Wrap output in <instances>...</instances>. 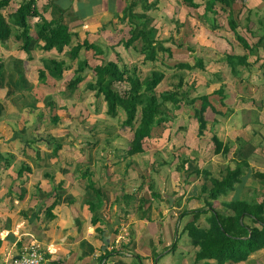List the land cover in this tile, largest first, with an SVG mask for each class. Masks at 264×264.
I'll return each mask as SVG.
<instances>
[{"label": "crops", "instance_id": "crops-1", "mask_svg": "<svg viewBox=\"0 0 264 264\" xmlns=\"http://www.w3.org/2000/svg\"><path fill=\"white\" fill-rule=\"evenodd\" d=\"M24 1L26 0H10L9 6L1 12L8 18ZM135 1L139 0H36V16L29 20L31 36L37 39L35 25L41 17L48 22L61 18L62 22L74 33V45L76 41L80 43L88 41L90 44L104 46L106 59L116 61L119 47H115L114 51L110 48L128 37L113 36L114 33L109 32L110 30L104 28L103 25L122 24L121 17L124 9ZM179 2L181 1L160 0L157 10L163 8L171 14L169 17L173 18V10ZM247 5H251L252 10L263 11L260 9L264 8V0H247ZM188 11L194 15L191 8ZM151 13L153 12L148 15L150 16ZM190 20L193 21V18ZM154 31V36H156V29ZM106 37L114 40L111 43L112 46L110 43L99 44L103 43V39L99 38ZM231 39H235L234 35ZM43 45L44 43L39 40L37 47L33 48L31 54L28 55L22 50L23 44L16 39L15 31L5 44L0 43V58L5 63L2 71L4 78L0 80V264H5L7 259L19 257L23 248L34 241L39 242L44 249L45 260L42 264H196L192 241L187 232L183 233L186 223L192 220V215L178 220L180 212L186 208L191 210L203 206L201 201L193 200L198 196V186L202 182L198 176L194 175L193 172L196 169L192 170V162L187 166L189 172L192 173L190 175L191 184L186 186L185 192L181 191L178 194L180 189L178 185L182 183V179L176 171L178 163L175 156H187L190 153L188 145H178L176 148H172V145L170 148L163 146L161 149L164 151L162 152L168 157L172 156V163L160 158L156 162L157 165H154V161L148 165L151 171L155 168L154 166L157 171L161 170L162 172L158 175H163L164 179L162 181L158 177V181L154 182L160 188L157 190L158 198L153 199L151 194L150 199L146 197V204L143 207L140 204V199L145 198L143 194L139 198H135L134 194L130 195L131 188L138 187L132 190L138 191L145 185L144 175H140L141 180L137 179L141 166L132 162L133 157L125 159V151L124 156L116 160L117 152L114 150L112 151L114 156L110 160L113 162L101 163L102 158L98 156V153L95 151L91 153L90 147H94L95 143L91 145L89 140L85 141L86 143L82 144V150H85L82 156L81 149L77 146L73 148V144L69 143L70 138L67 136L69 132H72L70 127L73 126L75 120L79 121L77 124L83 129H86L85 123L90 124L91 129L87 133L88 136L90 133L94 135L93 139L100 136L101 131L95 130L97 124L95 118L88 116L82 118L80 115V111L84 109L78 107L85 99L94 97V110L96 101L102 99V104L107 111L106 103L103 98L97 99L94 92L86 90L87 84L94 79V73L91 70L86 72L93 74L92 80L88 81V78H85L73 93L69 92L67 86L75 78L78 68L77 61L74 62L71 59L69 49L59 54L56 50L50 52L42 50ZM238 46V50L241 49L243 53L235 55L246 54L242 46L240 44ZM83 51L85 50L80 52V60L88 59L92 62L91 58L94 57V53L92 52L93 54L86 58ZM11 57L18 60L19 64L14 63L13 69L9 72L10 69L7 68L4 59ZM258 57L259 61L252 63V67L258 65V69L264 70V45L262 44L258 48ZM52 60H62L67 63L66 70L60 79L50 74L46 68ZM25 63L33 74L32 81L27 79ZM41 70H45L47 75L43 83L39 78ZM20 75L23 79H20L22 78ZM66 75L70 77V81L65 84L63 80ZM50 80L56 82L60 92H55L54 84L49 85ZM9 85L14 90L10 97L8 96ZM50 86L54 91L52 95L47 96L45 94ZM82 86H85L84 90ZM258 86H264V83L259 82L256 88ZM40 91L43 92L42 95ZM7 97L9 99H6ZM16 97L25 99L22 106L15 103L18 102L15 100ZM4 104L7 106L6 110ZM58 106L59 108L63 106V111H66L67 117L69 116L68 120L62 119ZM25 110H28V115L24 114ZM230 115L233 116L226 119L219 118V126L235 119L237 132L243 136V130L251 126L244 127L235 111ZM78 116H80L79 119ZM55 119H58L57 123L53 122ZM40 122L45 128H49L54 137L59 140L63 138V142L55 146L52 136L47 141L42 139L39 134ZM173 128L168 131L172 133ZM154 138L150 140V143ZM158 140L159 138H156L155 142ZM199 141L203 140L199 139ZM242 142L245 143V141ZM170 143L174 144L172 139H169L168 145ZM58 146H61V149L55 155L54 152ZM233 146L235 148L232 153L236 150L239 153L237 158H244L243 151L247 148L251 151L248 154V160L251 154L257 152L255 144L251 141H246L242 148L238 145ZM161 149L150 147L143 154L134 157L149 153L151 155L152 152H161ZM59 152L60 156L63 152L66 153L67 158L63 164L58 161ZM233 155L222 159L226 161L232 158V162L235 163ZM170 167L174 172L171 173V178L167 173ZM226 168L231 169L229 166L224 167ZM224 169L219 172L222 173ZM251 169L263 173L253 167ZM209 171L218 178L215 171ZM249 173L245 171L242 175V184L237 186L238 189L235 192H232L234 197L237 193L240 198L242 193L246 192L248 182L255 181L253 178L246 181ZM91 183L95 190L101 191L105 203L104 208L97 212L101 217V222L95 226L92 220L96 213L91 211L89 204H97L98 197L95 192L91 191L89 187ZM180 195L185 196L178 201ZM251 200L262 202L261 199ZM131 202L136 203L131 204ZM132 205L136 208L135 212L130 210ZM204 218L203 216L200 224H204ZM104 235L110 237V245L105 252L111 255L106 259H103ZM174 244H176L175 248H173ZM243 264H264V250L256 252L247 263Z\"/></svg>", "mask_w": 264, "mask_h": 264}, {"label": "trees", "instance_id": "trees-1", "mask_svg": "<svg viewBox=\"0 0 264 264\" xmlns=\"http://www.w3.org/2000/svg\"><path fill=\"white\" fill-rule=\"evenodd\" d=\"M179 1H181L179 2L182 7L181 10L189 8L199 10L203 7L204 13L199 14V20L205 26H209L211 32L220 30L217 20L218 12L221 10L227 13V26L234 35L235 40L246 52L244 55L224 53L223 61L226 62L227 72L232 77L237 78L240 69L250 71L252 63L259 61L258 48L261 44L264 45V16L257 18V32L253 31V24H250L251 20H249L250 15L254 12V15L258 16L256 12L259 9L252 10L251 5H247V0ZM35 3L36 0L24 1L7 18L1 10L9 6L10 0H0V43L5 44L15 31L16 39L23 44L22 50L28 55L31 54L33 48L37 47L39 40L44 43L41 48L46 52L56 50L59 54H62L66 49H69L71 59L74 62L77 61L78 64L75 78L67 86L68 91L71 93L85 80L83 73L87 70L93 71L94 79L87 84L86 90L94 92L97 99L103 98L109 117L117 118L119 113L123 112L125 119L122 122V127L129 128L133 133L125 153V159L143 154L146 149L151 147L150 140L153 137H159L165 128L171 129L174 127L173 124L178 117L176 112L180 111L185 105L188 107L194 106L192 120L197 138L210 141L215 156L225 159L234 154L233 156L236 158L239 154L237 150L232 153L235 147L223 142L218 137L214 127L220 123V119L228 118L233 113V109H228L227 113L219 110L218 106L212 101V98L216 96L219 97L221 108L230 107L226 102L227 96L226 88L223 86V73L214 75L215 83L221 85L212 94L191 98L189 93L196 91L195 84H185V78L182 75L178 76V83L173 86L172 90L158 94L157 89L166 78V73L163 70L154 68L149 75L143 77L138 66L120 65L119 54L116 56V61L106 59L104 56L106 54L105 48L100 45L90 44L88 41L83 43L76 41L74 45V33L70 30V27L62 22L61 18L48 22L44 17H41L35 25L37 39H34L31 36L29 20L36 16ZM159 3L160 0H139L129 4L124 9L121 17V21H127L130 27L128 38L118 44L124 46L127 51L130 49L137 51L143 58V65L147 63L156 65L157 62H161V64H166L165 68L170 71L191 72L196 69L204 70V61L199 58H194V64L182 60L176 62L173 66L167 65V59H174L176 53H179L184 45L180 43L181 38L170 40V43L176 49H179L175 50L165 46L168 42L156 40L154 36L155 28L150 25L151 17L148 14L157 10ZM139 7L140 10H138ZM173 12L175 14V9ZM245 13H247L246 24L242 28L241 24ZM174 26L180 32L183 30V26H186L185 22L180 21V12L179 15L176 14ZM246 32L256 40L254 43H251L246 37L244 34ZM118 44L110 49L114 51ZM83 49L94 53V64L88 59L80 60L79 55ZM186 51L193 53L194 49L189 46ZM164 56H167V59ZM15 63L19 64V61L15 60ZM47 65L49 66H46L49 73L60 79L66 70L67 63L62 60H52ZM4 66L5 63L0 58V80L4 78L2 73ZM39 78L42 83L46 81L45 70L39 72ZM20 79H23V77ZM118 84H125L128 89L122 94L118 89ZM8 88V96H11L14 90L11 85ZM197 102L200 105L198 109L195 107ZM56 121L58 119L53 120V122ZM180 130H187V128L182 127ZM245 143L240 142L238 147H244ZM60 149L61 146L56 147L55 155ZM243 155L244 158L240 157L235 160L236 168L234 171L226 168L218 178L214 177L209 170L196 169L193 172L202 182L199 185V194L193 200L201 201L203 206L191 210L186 208L180 212L178 220L192 215V220L186 223L183 233L187 232L192 241L196 264H243L247 263L253 254L264 250V199L262 202L240 199L236 193L230 202L220 203L222 208L215 206L221 199L226 198L238 189L237 186L242 184L241 177L245 171L250 172L246 181L253 178L255 181L264 183V173L252 170L249 160L246 159L247 156ZM175 159L178 163L176 171L182 179V183L178 187L182 192H185L186 186L191 184L190 175L192 174L187 166L190 162H194L190 159L195 160V158L177 155ZM155 168L152 171H156ZM89 187L98 197L97 204H89L91 211L96 213L92 220L95 226L101 222V217L97 212L104 208L105 203L101 191L95 190L92 183ZM149 188H152V198L156 200L159 192L156 191L153 181L149 184ZM182 196L180 195L178 201L183 199ZM140 204L144 207L146 198L142 197ZM203 216L205 217L206 227L204 224H200ZM175 247L176 244L173 245V248ZM110 255L105 252L103 259L108 258Z\"/></svg>", "mask_w": 264, "mask_h": 264}, {"label": "rangeland", "instance_id": "rangeland-1", "mask_svg": "<svg viewBox=\"0 0 264 264\" xmlns=\"http://www.w3.org/2000/svg\"><path fill=\"white\" fill-rule=\"evenodd\" d=\"M181 4L177 3L175 6V14L169 17V12L162 9H158L155 11H152L153 13L150 14L151 16V26H153L156 29V40H162L168 42L165 46L171 47L172 49H176L174 45L170 43V40L180 39V43H183L184 47L180 50L179 53H176L174 56V59L170 60L167 59V56H164L165 59H167V65L173 66L178 61H188L191 64H194V58L203 59L204 61V70L196 69L194 71H185V72H179V71H170L167 70L166 64H161V62H157L156 65H153L151 63H147L146 65L142 64L143 58L137 51H134L133 49L126 50L124 46L118 44L116 47H119L117 49L118 54L120 55V65L133 67L138 66L140 70V74L145 77L146 75H149L151 71L154 68H158L163 70L166 73L165 80L161 83V85L158 87L157 92L158 94H161L165 91L172 90L173 86L178 83V76H184L185 78V84L191 85L192 83L195 84L196 91H191L189 93L191 98H196L200 95H208L212 94L215 90L219 88L221 84L215 83V77L214 75L217 73H223L224 75V81L223 86H225L226 90V102L230 106L228 108H221L220 107V100L219 97H213L212 101L218 106L219 110H222L227 113L228 109H233L235 111L236 115L240 118V123L244 124V127L247 125H250L251 128H248L246 130H243L242 135L241 133L237 132V124L235 119H232L230 122H226L225 125L217 124L215 126V131L217 132L219 138L230 145H239L242 141H248L255 144V148L257 149V152L250 155V163L251 167H253L255 170L261 171L264 173V86H258L256 88L257 84L259 85V82L264 83V70L258 69L259 66L252 67L251 70L246 71L244 69H240V74L237 78L232 77L227 72V64L225 61H223L224 53H235V54H242V50H238L239 42L232 38V33L230 32L228 26H227V13L223 11L218 12L217 20L219 24L220 30L217 32H211L209 30V26H205L204 23H202L201 20H199V14H203V7L199 10L191 9L192 13L194 15H191L190 12L187 10H182L181 12ZM138 10H140L138 8ZM263 11H257L256 13L258 16L254 15L252 13L249 17V20H251L250 24H253V31L257 32V18L264 16V8ZM180 12V21L185 22L186 26H183V30L178 31V29L174 26V20L176 19V14L179 15ZM212 17V16H211ZM246 17L247 13L243 15L242 24L241 27L243 28L246 24ZM190 18H193V21L190 20ZM190 20V21H189ZM154 21H156L154 23ZM124 22V21H123ZM122 24H116L115 26L111 25H103L104 28H108L110 31L113 32L116 37L120 38H127L128 33L130 30V27L127 23ZM126 24V25H125ZM111 26V27H110ZM102 28V30H104ZM246 37L251 41V43H254L256 40L252 37L251 34L248 32L244 33ZM88 36H86L87 38ZM85 38V39H86ZM103 39V43H99L98 41H95V43H99L101 45H104L106 43L114 42L113 39L110 37L106 38H99ZM116 43V41H115ZM115 45V44H114ZM190 46V48H193V53H189L186 51V49ZM104 47V46H103ZM232 47V48H231ZM10 49V47H9ZM12 50V48L10 49ZM86 51V50H85ZM84 52V56L87 58L91 56L93 53L91 52ZM182 51V53H181ZM239 51V52H238ZM162 55V54H161ZM160 55V56H161ZM163 57V56H162ZM98 60V59H97ZM4 61L7 63L6 66L9 68V72L13 69L15 59L14 57L4 59ZM92 63L93 58H91ZM215 62V63H214ZM218 65H217V64ZM26 69H27V79L28 81H32L33 74L31 73V69L27 67V63H25ZM92 73H85L83 77L88 78V81H91ZM70 81V77L66 75L65 80H63V83H67ZM6 82V80H5ZM56 82L50 80L49 85H55V92L58 93L59 87ZM64 85V84H63ZM1 86H3L1 84ZM60 86V84H59ZM119 91L123 94L127 89V85L125 84H118ZM263 87V88H260ZM85 89V86H82V90ZM51 89V86L48 88V91L45 95H52L53 91ZM42 91H40V94L42 95ZM44 95V94H43ZM254 96V97H253ZM10 97V96H9ZM15 98V97H14ZM261 98V99H259ZM6 99H9L8 97ZM229 99V100H228ZM15 100H18V102H15L17 105L22 106L24 104V100L21 97H16ZM5 101V99H4ZM94 97L91 96L90 99L86 98L85 101L78 107L83 108L84 111H80L81 117L88 116L95 118L96 129L97 131H101L100 136L98 134V138H94V135L92 133L88 134L90 132V124L85 123L86 129H83L80 127L77 123L78 120H75L73 122V126L70 127L72 132H69V135L67 138L69 139V143L73 144L74 146H77L78 149H81L80 154L81 156L83 153H85V150H82L83 146L82 144L86 143L85 141L89 140L90 144H94V147H90L91 153L93 154V151L98 153V156L102 158L101 163H106L108 161V164L111 162V158L114 156L112 155V151L115 150L117 152L116 160L121 159L124 156V153L126 149L128 148L131 138L133 136L132 131L129 128H123L122 122L125 119V115L123 112L119 113V116L117 118H111L107 115L106 108L104 107V104H102V99L96 101L95 103V110L93 108L94 105ZM63 106H65L64 103H62ZM61 106L58 110L62 113V119L64 121L69 119V116L67 117L66 111H63ZM199 102L195 104V107L199 108ZM5 110L7 109V106L4 104ZM37 111V110H35ZM194 112V106L188 107L185 105L180 111H177L176 113L179 115V118L174 122V128L173 132H169V128H165V130H162L161 135L159 137H155L152 142L150 143L152 148H159L161 149L163 146L170 148L171 145L172 148H176L178 145H188L190 153H188L189 158H195V160L190 159V161H194L195 163H191L192 170L195 169H204V170H213L216 173L217 177H220L222 173H220V170H223L224 167L229 166L231 167V171H234L236 168L235 163L232 162V158L228 160H223L222 158L218 156H214L213 154V145L210 143V141H199L197 138V133L195 131V127H193V120L192 115ZM25 115H28V110L24 111ZM65 114V115H64ZM70 115V114H68ZM233 115H229L231 117ZM80 116H78L79 119ZM234 118V117H233ZM11 119V118H10ZM71 119V118H70ZM76 119V118H75ZM226 119V118H224ZM239 123V122H237ZM239 123V124H240ZM80 125L82 123L80 122ZM212 125V124H211ZM230 125V127H228ZM186 127L187 130H180V128ZM228 127V128H227ZM233 129V130H231ZM39 131L40 135L42 136V139H49V137L52 136V139L54 145L57 146L58 143L61 144L63 142L62 140H59L58 138L54 137L50 131L49 128H45V126L41 125V122L39 123ZM95 131V132H97ZM47 133V134H46ZM174 133V136H173ZM79 136H78V135ZM47 135V136H46ZM156 138H159L157 142ZM169 139L173 140L174 144L170 143L168 145ZM172 142V141H171ZM184 149V147H183ZM118 150H119V156H118ZM161 152H152L148 155H141L138 157H133L134 160L132 162L135 163V165H140L139 169V177L138 180H141L140 175H144V186L143 189H139L138 191H132L134 187L131 188L130 195L135 198H139L141 194L148 199H150L151 195V189L149 188V184L151 181L157 182L158 177L161 178L163 181V175H158L162 171H151L148 168V165H150L153 161L156 164L158 159L161 158V160L165 161H173L172 156L168 157V155L162 151L164 149L160 150ZM250 150L247 148L243 151V154H245L248 158V154H250ZM66 153L63 152V154L60 156L59 152V158L58 161L63 164V161L67 158L65 156ZM114 159V160H115ZM238 159L237 157L235 160ZM56 160V159H55ZM48 161V159H47ZM113 162V161H112ZM111 162V163H112ZM122 163V162H121ZM175 164V162H174ZM56 165V164H55ZM122 165V164H120ZM172 165V164H170ZM156 167V166H155ZM151 169V168H150ZM225 170V169H224ZM173 169L170 167V169L167 171V173L170 175V178L172 177ZM172 173V174H171ZM157 175V176H156ZM135 179V178H134ZM171 180V179H170ZM198 179H196L197 181ZM200 180V179H199ZM155 184V183H154ZM177 187V186H176ZM156 191L159 187L155 184ZM179 188V187H178ZM160 189V188H159ZM199 189V186H198ZM245 193L243 192L240 198H249V199H263L264 198V183L250 180L248 182V187L245 189ZM181 192L179 189L178 194ZM199 192V190H198ZM192 193V191H191ZM197 193V192H196ZM236 194V193H235ZM185 195H183L184 198ZM234 197V194L231 193L226 198H223L219 201V203H216L217 208H222L220 203L221 202H230L232 198ZM263 201V200H262ZM154 202V201H153ZM190 202V201H189ZM136 203V202H135ZM134 202H131V204H135ZM131 211H136V208L132 205ZM134 207V208H133ZM192 207V205H191ZM204 226L206 227V223H204Z\"/></svg>", "mask_w": 264, "mask_h": 264}, {"label": "built area", "instance_id": "built-area-1", "mask_svg": "<svg viewBox=\"0 0 264 264\" xmlns=\"http://www.w3.org/2000/svg\"><path fill=\"white\" fill-rule=\"evenodd\" d=\"M45 260L42 245L34 241L23 248L19 257L7 259L5 264H42Z\"/></svg>", "mask_w": 264, "mask_h": 264}, {"label": "water", "instance_id": "water-1", "mask_svg": "<svg viewBox=\"0 0 264 264\" xmlns=\"http://www.w3.org/2000/svg\"><path fill=\"white\" fill-rule=\"evenodd\" d=\"M103 243H104L103 252H105L108 249L109 245H110V237L104 235L103 236Z\"/></svg>", "mask_w": 264, "mask_h": 264}]
</instances>
